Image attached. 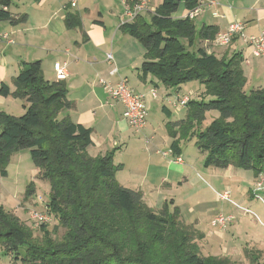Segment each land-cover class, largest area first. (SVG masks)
Wrapping results in <instances>:
<instances>
[{
	"label": "trees",
	"instance_id": "16d2710c",
	"mask_svg": "<svg viewBox=\"0 0 264 264\" xmlns=\"http://www.w3.org/2000/svg\"><path fill=\"white\" fill-rule=\"evenodd\" d=\"M159 1L152 14L142 16L141 12L123 28L145 49L139 69L142 81L150 75L156 80L151 81L154 89L157 83L168 89H179L191 81L204 86L200 101L189 98L187 118L169 124L171 137L177 135L174 127L184 137L195 136V146L205 155V168L232 166L250 170L258 178L264 174V88L245 92L240 53L218 58L200 46L214 40L218 34L215 26L203 25L197 30L187 17L173 19L181 3L190 11L201 0ZM10 5V0H0V22L14 26L25 22V14L8 11ZM64 20L68 29L79 26L76 14L67 12ZM12 84V92L1 84L0 96L22 101L24 113L14 117L0 111V176L7 177L13 153L29 150L36 178L49 186L47 212L57 217L52 233L59 228L64 233L59 240L53 239L42 225L40 240L36 241L31 229L0 206V251L10 258L9 264H146L143 229L155 230L151 240L162 243L166 236L183 228L177 213H156L146 206L140 192L121 186L116 173L123 166L114 164L111 153L89 155L92 130L67 115L58 120L59 113L70 111L74 103L68 99L63 80L43 78L40 61L23 64ZM163 111L169 113L165 107ZM211 111L218 112V118L200 129V121ZM194 123L198 130L193 132ZM170 152L173 157L181 155L175 141ZM33 191L29 186L27 195ZM133 216L144 223L143 228L137 229L133 221L123 228L120 219ZM133 233L137 247L135 242L131 244ZM190 245L182 252L184 264H234L201 256L197 244ZM246 254L250 264H264L260 252L249 250ZM164 261H169L168 255Z\"/></svg>",
	"mask_w": 264,
	"mask_h": 264
},
{
	"label": "crops",
	"instance_id": "0c3cea01",
	"mask_svg": "<svg viewBox=\"0 0 264 264\" xmlns=\"http://www.w3.org/2000/svg\"><path fill=\"white\" fill-rule=\"evenodd\" d=\"M230 2L201 0L198 13L192 20L193 22L197 20L199 23V28L196 26L195 28L198 30L203 25L215 26L219 33L225 31L231 23L242 20L245 23L246 36H253L260 30L264 33V3L255 0L248 13L240 16V13L232 7V0ZM133 3L135 0H76V6L71 7L70 0H33L24 13L26 21L22 23L23 25L14 26L7 23L0 28V35H7V39L0 42V85L6 84L12 92L13 79L25 63L40 61L43 78L50 82L57 81L54 64L64 65L63 81L68 87V99L74 103V108L68 111L67 116L74 123L92 130V145L89 152L92 148L96 154L94 156L103 155L108 145L117 146L118 141L126 142V148L136 141L135 138H128L132 128L122 117L121 103L107 94L104 84L115 85L125 81L137 95L144 97L147 109H150L156 101L150 95V90L154 88L151 81L156 80L150 75H147L144 81L140 79L139 69L145 49L123 28L125 24L132 22V19L126 15L125 8L126 6L131 8ZM146 3L147 7L145 12H142V16L152 14L160 1L147 0ZM67 12L78 15L79 26L76 25L72 29L66 27L64 19ZM188 12L181 3L172 17L184 18ZM13 15H22V13ZM211 42L204 41L200 46L207 54H214L218 58L240 53L246 81L250 79L259 84L257 88H264L263 58L254 57L250 47L239 39L234 40L229 46H220L226 49L223 52L217 51ZM108 54H111V60H107ZM113 69L117 72L111 75ZM165 89L166 94L173 90ZM9 99L11 97L0 96V111ZM15 101L21 111H24L23 102ZM147 127L148 123L140 132H135L145 137L148 145L153 138H148ZM154 142L145 149L142 148L143 144L139 140L137 143L142 148V153L147 154L145 174L141 177L133 175L132 177L136 178L128 179L126 181L128 183L125 184L117 179L121 186L140 192L144 203L154 190L160 193L161 189L155 184L172 187L182 180L185 181L188 174L183 166L184 163H174L173 155L168 156L167 152L161 153L157 150L158 143L155 138ZM163 153L167 154L163 156ZM159 154L167 159L166 168L158 158ZM122 166L124 170L126 164L123 163ZM233 169L232 166L222 169L224 171L222 179L235 178ZM211 177L217 178L215 175ZM148 180L155 183L152 185L155 189L147 186ZM211 189L214 191V188ZM252 194L257 197L256 194ZM167 196L157 195V199L165 200L166 203ZM207 213H210V209H207ZM241 213L244 214L243 211ZM248 246L255 247L264 256V230L261 237L252 236Z\"/></svg>",
	"mask_w": 264,
	"mask_h": 264
},
{
	"label": "rangeland",
	"instance_id": "374dc122",
	"mask_svg": "<svg viewBox=\"0 0 264 264\" xmlns=\"http://www.w3.org/2000/svg\"><path fill=\"white\" fill-rule=\"evenodd\" d=\"M10 1L11 5L8 8L9 12L12 14H24L33 0ZM230 1L231 0H229V2ZM254 2L255 0H232V7L236 12H239L241 16L248 13ZM259 2L262 4L264 0H259ZM146 7L147 4L145 8ZM71 9L73 11L75 10V8ZM241 22L244 23L242 20ZM7 23L6 21H1L0 28ZM21 24L22 23H19L17 26H21ZM194 24L199 28L197 20L194 21ZM260 32L262 31L256 32L253 36L259 35ZM244 34H246L245 30ZM234 40H237V38H233L232 42ZM211 43H213L212 45L215 46L219 52L226 50L216 45L213 41ZM258 85L259 84L249 79L246 81L244 90L248 93L250 90L256 89ZM157 86L156 97L153 98L151 96L156 101L152 104L150 109H148L147 117L148 127L146 132L148 138H153L151 144L147 145L145 137L141 134L137 135V133L131 129L128 138H135L136 141L130 144L128 148L125 147L126 142L118 141L117 146L108 145L107 150L104 152V154L111 153L115 165L120 163L126 164L124 170H120L116 173L118 175L116 180L118 179L120 183L125 184L128 183L126 182L128 179L133 180L136 178H133V175L141 177V175L145 174L147 154L146 152L145 154L142 153V148L145 149L154 144V138L156 143H158L157 150L161 153L167 152L168 156H170L171 144L173 141H175L176 145L181 150L180 156L182 162L180 164L184 163L183 166L188 173L186 180H182L181 183L178 182L172 187L164 184L156 185L148 180L146 182L148 187L155 189L152 187V185L155 184L161 191L157 193L156 190H154L149 194V198L145 200V203L149 209H152L156 213L165 211L169 216L177 213L183 228L179 227L178 231L173 232L172 235L166 236L164 242L156 243L151 240V237L156 231L150 230L145 226L143 230L144 236L146 237L144 244L145 258L147 260L146 264H184L182 252L186 250L187 245L191 246L190 243L197 244L201 256L217 258L224 261L228 260L234 264H250L249 256L246 254L247 251L252 250L254 253L260 252L256 250L255 247L248 246L250 238L255 235L261 237L262 231L264 230V188L259 189L255 186L259 177L254 178V173L250 170L234 168L235 178L230 177L222 179L224 178V171H222V169L204 167L203 162L205 155L195 146V136L184 137L185 134L180 132L178 127H174L173 129L176 131L177 135L176 138L171 137L170 131L172 128L169 124L185 120L188 115L186 106L180 107L177 104L178 95L180 97L186 95L191 101H200L205 91L201 83L198 81H191L182 84L179 89H173L169 94H166V89L162 84L157 83ZM163 107H165L169 113L163 111ZM1 109V111L14 117H20L24 113V111H21L20 107H18L15 99L13 100L12 98L6 101V104ZM67 113L68 111L66 110L59 113L58 120L65 117ZM218 116L219 114L216 111L207 112L204 115V119L200 121V129L206 128L213 120L217 119ZM196 130H198V124L194 123L190 131L194 132ZM138 140L143 144L142 148L137 144ZM167 153H163V156ZM94 154L91 148L89 155L94 156ZM157 156L162 160V165L166 168L167 166L165 163L167 159L161 154ZM6 171L7 177L0 176V206H2L5 211L16 215L27 228L31 229L33 238L39 241L41 237L39 228L42 225L36 224L31 217L34 214H41L40 212H49L47 207L50 198L49 186L47 183L36 178L37 170L32 163L29 150L27 149L13 153L9 157ZM211 175H215L217 178L214 179ZM262 175L264 177V174ZM263 177L262 179H264ZM29 186L33 188L34 191L30 195H27ZM211 188H214V191ZM257 190L259 191L256 192ZM224 191L230 192L229 200L223 201L218 199ZM252 193L256 194L257 197L253 196ZM156 194L168 195L166 203L165 200H158ZM207 209H210V213H207ZM239 210L243 211L244 214ZM253 214L257 216L255 215V217ZM220 215L233 217V220L227 224L224 230H218L211 226L212 220ZM49 216L51 218L50 222L44 225H46V229L51 232L53 239L59 240L64 231L59 228L57 233H52L54 226L57 224V217H55L54 214H49ZM129 221L135 222L136 224L134 225L137 226V229L144 227V223L136 216L127 219L122 217L120 219L123 228L127 227L126 223ZM199 235H202L203 238L199 239ZM135 237L136 234L133 233L131 244L135 242V246L137 247L138 239ZM127 252L130 253L131 248L127 249ZM260 253L263 255L262 252ZM167 255L169 261L165 262L164 257L166 260ZM263 260L264 256H262L260 261L262 262ZM9 262L10 258L0 251V264H9Z\"/></svg>",
	"mask_w": 264,
	"mask_h": 264
},
{
	"label": "built area",
	"instance_id": "2783aa9c",
	"mask_svg": "<svg viewBox=\"0 0 264 264\" xmlns=\"http://www.w3.org/2000/svg\"><path fill=\"white\" fill-rule=\"evenodd\" d=\"M146 0H138L133 3L132 7L126 6L125 13L130 19H134L138 14L146 10ZM70 6H76V0H70ZM199 7L190 10L184 18H189L193 20L198 13ZM245 24L239 21L231 23L225 31L219 32L214 38L213 42L218 46H229L232 43L233 38L241 40L243 43L248 45L252 51L254 57L264 58V33L261 32L257 36H246L244 34ZM7 35H0V42L6 40ZM107 60H111V54L107 55ZM54 70L57 74L58 80L65 79L64 65L59 63L54 64ZM117 72L113 69L110 74L113 75ZM104 88L107 94L121 103L123 111L122 117L127 122V124L136 132H140L145 128L148 117V109L144 103V97L142 95H137L131 88H129L125 81H121L115 85L104 84ZM150 91V95L155 98L156 90L153 88ZM189 101V97L183 95L178 96L177 104L180 107H185ZM166 155V154H165ZM175 163L180 164L182 162L181 156L173 157ZM261 176V175H260ZM257 179L256 188H264V179L262 177ZM264 178V177H263ZM230 192L224 191L223 194L219 196V200H229ZM41 214H34L31 219L38 225H44L50 222V216L46 211L40 212ZM233 220L232 216H218L214 218L211 222V226L218 230H224L227 224Z\"/></svg>",
	"mask_w": 264,
	"mask_h": 264
}]
</instances>
